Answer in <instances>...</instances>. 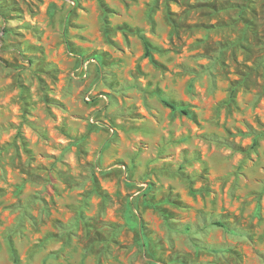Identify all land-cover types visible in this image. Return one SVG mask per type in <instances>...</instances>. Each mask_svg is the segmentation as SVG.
<instances>
[{
  "label": "rangeland",
  "instance_id": "1",
  "mask_svg": "<svg viewBox=\"0 0 264 264\" xmlns=\"http://www.w3.org/2000/svg\"><path fill=\"white\" fill-rule=\"evenodd\" d=\"M215 52L224 92L217 74L201 75ZM261 53L264 0H0V229L27 227L44 253L36 264H76L71 254L61 260L64 249H80L79 264H104L102 253L110 264H264ZM89 73L109 91L77 95L69 78L83 84ZM130 82L131 118L155 137L138 138L139 152L161 163L137 178L134 159L117 160L128 172L121 182L102 158L130 142L113 120L119 131L107 135L96 105L100 96L127 103ZM244 111L242 127L227 126ZM201 112L222 122L227 139L201 131ZM216 156L228 162L223 176L208 163ZM82 161L90 178L77 170ZM113 201L117 209L105 207ZM5 257L23 264L11 238L0 264Z\"/></svg>",
  "mask_w": 264,
  "mask_h": 264
},
{
  "label": "clouds",
  "instance_id": "2",
  "mask_svg": "<svg viewBox=\"0 0 264 264\" xmlns=\"http://www.w3.org/2000/svg\"><path fill=\"white\" fill-rule=\"evenodd\" d=\"M237 2L242 3L243 0H237ZM72 7L71 4L65 5V10L67 8ZM83 15V14H81ZM238 15V13H237ZM39 17L37 18V20ZM37 21H33V23H36ZM17 23H22V22H17ZM117 56L121 55L120 53H116ZM213 56L215 59H211L207 62V68L205 72H203L201 75L203 76L204 79L209 80L211 77L209 76L210 73H215L217 74V80L223 85L219 89L220 92H224V89L226 87V82L224 81L223 73L219 68L218 64V59L220 56L219 52L213 53ZM261 56L264 57V53H261ZM69 60L72 59L71 55L68 57ZM91 64L95 65L97 62L96 61H90ZM262 65H264V60L261 61ZM232 67H236L233 65ZM131 70V66L129 65L127 69H124L125 76L128 74V71ZM78 72L81 73V75H84V70L83 69H77ZM258 71L261 73H264V66H261ZM5 76L8 75L7 72L4 73ZM16 74L13 73V76ZM23 76L27 77L29 75L28 72L22 73ZM89 79L85 80L83 84H80L79 77H70L69 78V83L72 87V89L79 94L81 88H86L89 91V94L91 96H95L98 92H107L109 91L105 87L104 82H96L94 78L91 76L89 73ZM35 78L33 77V80ZM140 77L139 74H137V81H139ZM147 79H152L151 76L147 77ZM262 80H264V76H262ZM79 85V87L77 86ZM67 86V85H66ZM142 87L146 86L145 84L141 85ZM136 94V87H135V82H130L129 84V91L127 93V103L124 102L123 99H119L117 101H114L108 96H100L99 97V103L96 105V109H99L100 112V119L105 121V127L108 128V136H112L114 132H118L119 129L113 128L108 124L109 120L116 121L117 124L123 125L124 126V134L126 136L127 141L129 143H124V142H118L119 147L118 149L114 146L113 149L109 150L103 155V167L106 168L108 171L116 173V172H123V176L118 177L121 182H123V177L128 175L127 171H124V168L116 163L117 160L123 159L127 161L128 163H131L132 160H135V164L137 166V178H139L144 171L151 170L152 164H160L161 161L159 160H154L151 161L149 160V156L152 155L153 153L151 152L150 149H145L144 153H140V144L138 143V138L143 139V140H154L155 137L151 136L147 133L144 132V129L140 127V125H147V121H138L133 118H131V105L136 102V100L133 98ZM112 96L114 97H119V98H124L126 96V92L124 90H115L112 91L111 93ZM226 95V93H225ZM65 99H69V97L65 94ZM82 99H87V97H84ZM105 106H107L105 108ZM76 109H73L75 111ZM89 111H95L93 109H89ZM250 111V110H249ZM249 111H244L241 113H236L234 114L233 117H231L228 122L227 126L228 127H233L234 126H239L242 127L241 120L246 118L249 114ZM155 114V113H154ZM205 115L206 113L201 112L200 114V119L202 123H205L206 126L201 128L202 132H207L209 130H214L221 132L222 138L227 139V137L222 133V126L220 121H218V118L215 115H212L211 117H208L207 120L205 121ZM107 117V119H105ZM94 117L89 116V121H91ZM133 125L136 126V130H133ZM261 133H264V129L260 130ZM141 133H144L141 135ZM251 139V137H249ZM160 148L167 152L171 150V145L170 142L164 141L161 142ZM262 157H264V153H262ZM101 156L99 154L94 153L93 154V159L92 163L93 166H95L96 161L100 160ZM262 162H264V159H262ZM87 161H82L81 164L79 165V168L77 169L78 171H83L86 176L89 178L92 175V170L91 168L86 167ZM205 163L204 161H201V164ZM209 164H211L216 170H217V175H224V169L227 167L228 162L225 160L224 157L222 156H216L213 157L210 161H208ZM110 166V167H109ZM194 168L199 169L200 164H195L193 165ZM97 172L100 171V169H95ZM196 179L197 177H193ZM213 185L215 184V180H212ZM141 185L139 182H137V187H140ZM105 207H111L114 210L119 207V205L113 201L111 205H105ZM92 213H90L91 215ZM99 220L105 221L107 220V215L106 213H101L100 216L98 217ZM100 231H104L106 234H108V230L101 227L99 229ZM67 231H76V225L75 223L67 230ZM67 232L63 234V236L66 238ZM11 238V241L13 243V246L18 250L21 260L23 261V264H36V261L41 259L44 253L37 249L34 245L37 243L34 241L32 238V235L27 227L25 228H20L19 225H15L11 228V230L5 228V229H0V251H6L7 245L9 243V239ZM112 241L111 235H109V239L107 241V244L110 245ZM104 247V246H101ZM71 254L72 260L76 262V264H79L80 257L82 255V252L80 249H76L73 251V249H64L63 250V255L61 256V260L64 261L66 258ZM31 256L32 259H28V257ZM95 259H100L104 261V264H110L111 258L109 260H105L103 253L96 257ZM4 264H9L7 258L5 257L4 259ZM52 264V262H50Z\"/></svg>",
  "mask_w": 264,
  "mask_h": 264
},
{
  "label": "trees",
  "instance_id": "3",
  "mask_svg": "<svg viewBox=\"0 0 264 264\" xmlns=\"http://www.w3.org/2000/svg\"><path fill=\"white\" fill-rule=\"evenodd\" d=\"M145 40V39H144ZM145 46H146V51H147V54H149L150 53V44H149V42L147 41V40H145ZM164 104L167 106V107H169V108H171L172 110H180V112H182V113H184V114H188V112H187V110L186 109H184V108H182V107H178L177 105H175V104H172V103H170V102H168V101H164Z\"/></svg>",
  "mask_w": 264,
  "mask_h": 264
}]
</instances>
